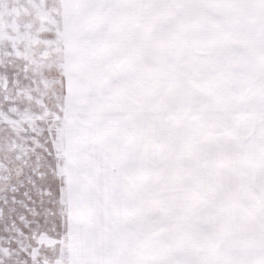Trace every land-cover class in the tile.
I'll use <instances>...</instances> for the list:
<instances>
[{
	"label": "snow or ice",
	"instance_id": "6c2138e0",
	"mask_svg": "<svg viewBox=\"0 0 264 264\" xmlns=\"http://www.w3.org/2000/svg\"><path fill=\"white\" fill-rule=\"evenodd\" d=\"M0 264H264V0H0Z\"/></svg>",
	"mask_w": 264,
	"mask_h": 264
}]
</instances>
